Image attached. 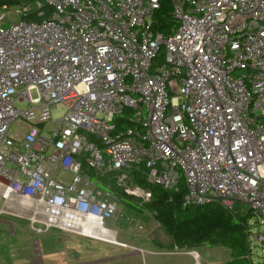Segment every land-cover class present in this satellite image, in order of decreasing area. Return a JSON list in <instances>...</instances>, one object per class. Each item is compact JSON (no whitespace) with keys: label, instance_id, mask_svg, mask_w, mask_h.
<instances>
[{"label":"built area","instance_id":"2783aa9c","mask_svg":"<svg viewBox=\"0 0 264 264\" xmlns=\"http://www.w3.org/2000/svg\"><path fill=\"white\" fill-rule=\"evenodd\" d=\"M160 1L36 0L7 23L11 6L0 7V218L144 255L118 238L142 219L92 175L143 203L152 192L134 172L165 189L183 180L184 206L247 216L250 264L256 247L264 264V0H171L166 34L153 27ZM43 4L52 9L22 18ZM125 108L131 125L119 130ZM179 253L204 264L197 249Z\"/></svg>","mask_w":264,"mask_h":264},{"label":"rangeland","instance_id":"374dc122","mask_svg":"<svg viewBox=\"0 0 264 264\" xmlns=\"http://www.w3.org/2000/svg\"><path fill=\"white\" fill-rule=\"evenodd\" d=\"M15 6V5H14ZM16 7H12L5 22L20 20V16L15 12ZM24 107V104H18ZM64 112V107L60 104L53 107L52 113L56 117ZM26 123L15 122L11 125L10 132L23 133ZM49 126V124L47 125ZM47 127L45 128V130ZM59 177L70 180V175L66 172L59 174ZM102 180V179H101ZM133 185H138L135 180ZM121 188V187H120ZM123 189V188H122ZM134 196V195H133ZM139 200L142 199L135 196ZM121 201V200H120ZM120 202L121 213L128 210ZM241 207L247 208L246 205ZM130 213V212H129ZM131 214V213H130ZM133 215V214H132ZM147 217L134 213L135 220L142 219L143 228L132 225L121 224L119 226V240L132 245L139 246L150 253L141 254L129 248H124L102 241L92 240L71 233H64L57 229L48 232L38 233L31 227V222L22 217L11 214L1 216L0 220V253L7 262L6 264H190L193 259L190 255L179 252L190 250L173 249L172 240L162 225L150 214ZM6 221V222H5ZM10 222V223H9ZM118 223V222H117ZM116 223V224H117ZM252 228L255 230V219L252 220ZM36 226L43 227L36 223ZM15 229L16 235L11 232ZM14 240L15 242H13ZM248 244V242H247ZM203 258L204 264H230L234 259L230 249L223 245L211 248L200 247L197 249ZM179 253V254H174ZM129 254V255H128ZM250 251L246 255V262L250 264ZM262 259L260 247L252 250L251 260L258 264ZM234 264H241L235 262Z\"/></svg>","mask_w":264,"mask_h":264},{"label":"trees","instance_id":"16d2710c","mask_svg":"<svg viewBox=\"0 0 264 264\" xmlns=\"http://www.w3.org/2000/svg\"><path fill=\"white\" fill-rule=\"evenodd\" d=\"M36 0H0L2 5H25L34 3ZM160 8L154 14L153 27L163 33H169L177 26V21L172 14L171 0H161ZM45 9L48 13L52 7L43 4L31 12L22 15V18L37 19V13ZM132 113V109L125 108L115 119L118 129L121 130L131 123L127 117ZM135 182L144 188H149L152 197L147 202H142L133 195L127 194L124 189L116 185L113 178H96L95 182L108 186L111 183L112 190L119 197L128 213L147 217L146 212L162 225L164 230L172 240L173 249H198L200 247H214L223 245L230 249L234 258L230 264L246 262L248 251L246 224L247 216L234 213L223 207L219 202L213 201L203 205L184 206L187 188L182 180L178 189H165L156 184H150L140 173L134 172ZM129 213V214H130Z\"/></svg>","mask_w":264,"mask_h":264},{"label":"crops","instance_id":"0c3cea01","mask_svg":"<svg viewBox=\"0 0 264 264\" xmlns=\"http://www.w3.org/2000/svg\"><path fill=\"white\" fill-rule=\"evenodd\" d=\"M3 216V215H2ZM0 220H2V218H0ZM6 222V221H5ZM10 223V222H9ZM11 232L16 235L15 229L11 228ZM93 240V239H92ZM13 242H15L14 240H12ZM174 254H179V253H174ZM2 254L0 253V264H6L7 262L5 261V259L1 256ZM129 255V254H128ZM76 264H86V263H76ZM191 264V263H190Z\"/></svg>","mask_w":264,"mask_h":264}]
</instances>
